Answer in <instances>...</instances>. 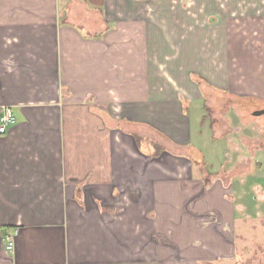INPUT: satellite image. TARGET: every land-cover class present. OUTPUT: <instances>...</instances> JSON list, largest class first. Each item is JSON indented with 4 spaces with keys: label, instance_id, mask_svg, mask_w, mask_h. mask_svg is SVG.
<instances>
[{
    "label": "crops",
    "instance_id": "0c3cea01",
    "mask_svg": "<svg viewBox=\"0 0 264 264\" xmlns=\"http://www.w3.org/2000/svg\"><path fill=\"white\" fill-rule=\"evenodd\" d=\"M4 106L0 264H237L264 241V0H0Z\"/></svg>",
    "mask_w": 264,
    "mask_h": 264
},
{
    "label": "built area",
    "instance_id": "2783aa9c",
    "mask_svg": "<svg viewBox=\"0 0 264 264\" xmlns=\"http://www.w3.org/2000/svg\"><path fill=\"white\" fill-rule=\"evenodd\" d=\"M17 124V118L14 115L12 107L4 106L0 108V135L5 136L9 133L12 127ZM6 249L12 252L15 248L14 237L6 236Z\"/></svg>",
    "mask_w": 264,
    "mask_h": 264
},
{
    "label": "rangeland",
    "instance_id": "374dc122",
    "mask_svg": "<svg viewBox=\"0 0 264 264\" xmlns=\"http://www.w3.org/2000/svg\"><path fill=\"white\" fill-rule=\"evenodd\" d=\"M249 249V256L237 261V264H264V241H259L256 245L250 244Z\"/></svg>",
    "mask_w": 264,
    "mask_h": 264
},
{
    "label": "water",
    "instance_id": "95a60500",
    "mask_svg": "<svg viewBox=\"0 0 264 264\" xmlns=\"http://www.w3.org/2000/svg\"><path fill=\"white\" fill-rule=\"evenodd\" d=\"M254 115H255V116H262V115H264V110L256 111V112L254 113Z\"/></svg>",
    "mask_w": 264,
    "mask_h": 264
},
{
    "label": "trees",
    "instance_id": "16d2710c",
    "mask_svg": "<svg viewBox=\"0 0 264 264\" xmlns=\"http://www.w3.org/2000/svg\"><path fill=\"white\" fill-rule=\"evenodd\" d=\"M157 154H158V153H157ZM197 160H199V162H200V160H201V157H200V156H198V157H197Z\"/></svg>",
    "mask_w": 264,
    "mask_h": 264
}]
</instances>
